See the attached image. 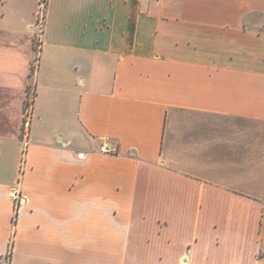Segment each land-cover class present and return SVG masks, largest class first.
Wrapping results in <instances>:
<instances>
[{
    "label": "crops",
    "instance_id": "crops-1",
    "mask_svg": "<svg viewBox=\"0 0 264 264\" xmlns=\"http://www.w3.org/2000/svg\"><path fill=\"white\" fill-rule=\"evenodd\" d=\"M39 7L0 0V264H264V0H47L38 50Z\"/></svg>",
    "mask_w": 264,
    "mask_h": 264
},
{
    "label": "rangeland",
    "instance_id": "rangeland-1",
    "mask_svg": "<svg viewBox=\"0 0 264 264\" xmlns=\"http://www.w3.org/2000/svg\"><path fill=\"white\" fill-rule=\"evenodd\" d=\"M39 10H40V7L37 9L36 13H38ZM43 16L40 17L39 21L37 19V22H38L37 29L35 31H33V33H32V34H34V33L37 32L36 35H35V46H36V48L38 50H39L40 43H41L42 30H43V27H44V17ZM37 18H38V16H37ZM33 71H34V68H33ZM31 75H32L31 76L32 78H30V81H31V79L33 81L34 74L32 73ZM35 95H36V90H35L34 86H32V87L30 86L28 88L26 101L24 103L22 130H21V134H22L23 139L28 135V130L27 129L30 126V124L28 125V127H26L25 122L27 120H30V122H31V119H32V116H33V104H34V100H35Z\"/></svg>",
    "mask_w": 264,
    "mask_h": 264
},
{
    "label": "built area",
    "instance_id": "built-area-1",
    "mask_svg": "<svg viewBox=\"0 0 264 264\" xmlns=\"http://www.w3.org/2000/svg\"><path fill=\"white\" fill-rule=\"evenodd\" d=\"M46 7H47V1L46 0H40V10L38 12V21L40 19L41 16L44 17L45 19V13H46ZM26 124V127H28V125L30 124V120H27L25 122ZM100 151L103 152V153H108V154H113V153H116L117 152V147L115 145H111V144H104L101 146L100 148ZM16 191H14V196H16V198L20 199V197L18 196V194Z\"/></svg>",
    "mask_w": 264,
    "mask_h": 264
}]
</instances>
